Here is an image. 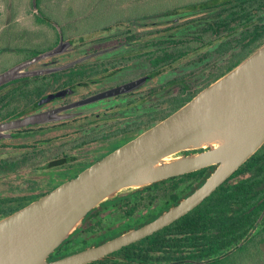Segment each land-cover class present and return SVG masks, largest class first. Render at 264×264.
<instances>
[{
	"label": "flooded vegetation",
	"instance_id": "obj_1",
	"mask_svg": "<svg viewBox=\"0 0 264 264\" xmlns=\"http://www.w3.org/2000/svg\"><path fill=\"white\" fill-rule=\"evenodd\" d=\"M186 11L178 18L164 15L156 21L152 15H140L116 22L101 27L87 42H75L84 34H59L44 48L28 49L32 52L14 63L71 42L29 67L54 70L0 85V221L154 127L248 57L235 59L243 43L231 44L232 33L211 42L204 39L202 45L200 34L209 32L203 29L208 20L201 16L207 11ZM177 41L187 45L188 53L172 62H157L158 54ZM180 68L183 72L155 85L156 79ZM209 149H185L182 154ZM217 166L170 175L101 201L58 247L62 256L154 220L201 186ZM233 174L228 181L235 180Z\"/></svg>",
	"mask_w": 264,
	"mask_h": 264
},
{
	"label": "water",
	"instance_id": "obj_2",
	"mask_svg": "<svg viewBox=\"0 0 264 264\" xmlns=\"http://www.w3.org/2000/svg\"><path fill=\"white\" fill-rule=\"evenodd\" d=\"M33 6L38 11L36 0ZM70 45V41H62L50 52L0 72V85L24 75L54 70L29 67L60 52L61 46ZM263 145L264 44L154 127L1 220L0 264H87L101 259L188 213ZM205 146L211 149L182 154L185 149ZM210 164L218 166L203 184L154 220L98 245L49 258L101 201Z\"/></svg>",
	"mask_w": 264,
	"mask_h": 264
},
{
	"label": "trees",
	"instance_id": "obj_3",
	"mask_svg": "<svg viewBox=\"0 0 264 264\" xmlns=\"http://www.w3.org/2000/svg\"><path fill=\"white\" fill-rule=\"evenodd\" d=\"M41 1L37 0L40 13L43 12ZM201 9L207 11L201 19L207 18L203 29L209 32L200 34L202 45L204 39L211 42L232 33L231 44L243 43L242 49L235 53L236 59L249 57L264 44V21L261 18L264 0L178 1L165 15ZM145 15L151 16L150 12ZM211 17L215 24L210 21ZM133 18H117L101 27H112L116 22ZM36 19L55 27L53 21L43 19L37 13ZM259 19L261 23L257 22ZM5 48H0V52ZM186 48L187 45L177 41L163 50V54H158L157 62L175 61L188 53ZM201 175H205V170ZM233 177H236L233 182L225 181L171 225L87 264H264V145ZM182 252L185 254L181 255ZM64 254L58 248L49 258Z\"/></svg>",
	"mask_w": 264,
	"mask_h": 264
},
{
	"label": "rangeland",
	"instance_id": "obj_4",
	"mask_svg": "<svg viewBox=\"0 0 264 264\" xmlns=\"http://www.w3.org/2000/svg\"><path fill=\"white\" fill-rule=\"evenodd\" d=\"M178 1L193 0H42L41 16L51 17L54 29L48 23L37 21L33 0H0V48H8L0 52V72L15 65L24 53L28 55L32 52L28 49L44 48L42 46L48 45L54 38L57 40L59 34H84L75 42H87L101 33L102 25L117 18L144 16L150 12L156 21L160 20ZM186 12L180 11L169 17L178 18ZM262 15L264 19V13ZM175 71L156 79L155 85L183 72L181 68Z\"/></svg>",
	"mask_w": 264,
	"mask_h": 264
}]
</instances>
